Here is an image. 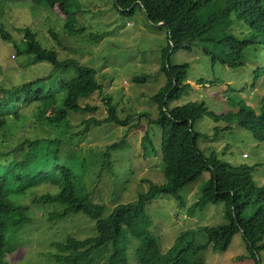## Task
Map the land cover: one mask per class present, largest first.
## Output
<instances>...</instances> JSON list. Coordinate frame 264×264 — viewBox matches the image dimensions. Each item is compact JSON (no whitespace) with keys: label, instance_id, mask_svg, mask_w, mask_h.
Masks as SVG:
<instances>
[{"label":"trees","instance_id":"obj_1","mask_svg":"<svg viewBox=\"0 0 264 264\" xmlns=\"http://www.w3.org/2000/svg\"><path fill=\"white\" fill-rule=\"evenodd\" d=\"M38 1L49 8L57 7L65 15L71 16V7L78 0ZM115 2L116 8L125 15L133 14L137 8H141L151 24H161L168 31V45L163 51L161 67L167 83L151 98L159 110L158 118L151 123L162 129L161 147L157 149L149 131L143 140L146 159L150 155L161 156L167 183L162 186L151 184L146 195L141 196L137 203L128 205H120L125 190L120 191V201H113L116 208L108 216L107 206L95 198L98 186L91 193L84 187L80 168H85L83 173H89L86 160L80 159L77 149L73 156L67 155L66 146L60 137H43L40 140L24 137L16 145L5 148L1 144L3 142H0V264H10L5 261L7 233L12 228L30 225L32 221L29 217L31 207L13 202L9 195L11 186L15 188V197H19L42 185L60 189L58 194H46L32 201V206L41 209L49 206L59 208L58 213L50 216V222L81 215L96 223L94 236L82 239L69 236L64 241L55 242L57 250L54 259L58 264H94L100 250L112 244L115 248L108 264H208L201 258L204 250L213 245L217 252H224L238 233L242 234L247 249L256 258L264 250V188L255 186L248 167L235 168L220 161L216 154L207 158L199 147V140L201 137H208L197 133L195 124L206 116L216 122L224 120L231 123L237 120L240 127L264 142V111L256 114L240 107L234 114H217L206 103L197 102L171 107L172 103L191 88L188 83L189 66H172L171 58L177 51H190L194 46L207 42L209 46L205 49L206 55L213 56L221 66L246 67L249 61L256 65L255 78L264 77V0ZM237 21L245 23L250 29L245 38H240V35L232 31ZM65 29L77 34L85 30L71 23H67ZM1 34L6 42L13 44L18 57H28L36 63L50 64L58 71L76 69L75 78L59 83V87L65 92L63 106L56 109L52 116L44 114L38 120L46 133H50L47 129L51 128V131L58 134L61 131L69 134L72 129L71 113L95 114L100 110L98 105L84 101L88 97L104 94V88L98 81L99 73L95 68L81 66L77 61L60 62L57 52L43 46L37 34L29 27L23 30L24 36L20 44L4 26L1 27ZM51 35L55 37L52 31ZM146 80V77L135 79L136 83ZM42 81L44 80L39 79L12 88L0 87V132L10 129L8 117L18 121L19 114L26 110L25 107L40 105L52 96L53 91L43 88ZM200 81L199 84L202 85ZM104 103L109 113L105 121L90 117L84 120L86 126L82 133L70 135L85 136L91 127L104 124L129 127L130 132L134 130L136 115L123 119L114 105V99L109 95L104 97ZM3 137L8 135L4 133ZM127 138L126 136L122 142L108 147L100 180L103 173L114 175L113 154L126 149ZM46 143L54 146L47 147ZM63 153L68 156L69 162L61 161ZM207 174H210L209 186L203 189L199 202L191 212L224 205L225 224L205 228L204 241L198 239V232L186 231L175 240L168 252H162L160 239L152 231L154 222L147 214V205L165 197L181 200L180 193ZM250 210H253L252 215L246 219L244 216Z\"/></svg>","mask_w":264,"mask_h":264},{"label":"rangeland","instance_id":"obj_2","mask_svg":"<svg viewBox=\"0 0 264 264\" xmlns=\"http://www.w3.org/2000/svg\"><path fill=\"white\" fill-rule=\"evenodd\" d=\"M71 12V16L65 15L59 8H49L38 0H0V87L12 88L43 79V88L53 91L52 96L40 105L25 107L18 121L8 117L11 127L0 132V142L5 148L16 145L24 137L30 140L60 137L67 155L73 156L77 149L80 159L86 160L89 173H83L85 168H80L84 187L91 193L98 186L95 198L107 206V215L110 216L116 208L113 201H120V191L125 190L120 205H128L137 203L141 196L146 195L151 184L162 186L167 183L161 156L150 155L146 159L143 140L149 131L157 149L161 147L162 129L151 123L158 118L159 110L151 98L167 83L161 67L163 51L168 45V31L161 25L151 24L141 8L133 14H123L116 8L115 0H78L71 7ZM67 23L85 30L80 34L70 32L65 29ZM3 26L19 44L24 36L23 30L29 27L43 46L57 52L60 62L77 61L81 66L95 68L104 94L88 97L84 101L98 105L100 110L95 114L71 113L72 129L69 134L61 131L60 135L51 128L47 129L50 133H46L38 120L41 116H52L56 109L63 106L65 92L59 83L75 78L76 69L58 71L50 64L16 56L13 44L2 38ZM232 31L245 38L250 29L245 23L237 21ZM208 46L207 42H202L190 51L180 50L172 56V66H189L188 83L191 88L171 107L197 102L206 103L217 114H234L240 107L256 114L263 112L264 77L255 78L256 65L248 61L246 67H223L213 56L206 55ZM138 77H146L147 80L136 83ZM199 81L203 84L200 85ZM107 95L114 99V105L123 119L136 115L134 130L130 132L129 127L104 124L91 127L85 136L70 135L83 131L86 126L84 120L90 117L102 121L108 118L104 103ZM195 130L208 137L199 140V147L207 158L216 154L220 161L235 168L248 167L255 186L264 188L263 141L240 127L237 120L216 122L206 116L196 122ZM4 133L8 137L4 138ZM126 136V149L113 154L114 175L103 173L100 180L108 147L122 142ZM46 146L54 145L46 143ZM66 154L63 153L62 162H69ZM75 168L79 170L77 165ZM209 180L210 174H207L196 184L185 188L180 193L181 200L165 197L147 205V214L154 222L152 231L160 239L162 252H168L175 240L186 231L198 232V239L204 241L205 228L225 224L224 205L191 212L199 202L203 189L209 186ZM59 191L57 187L42 185L15 197V188L11 186L9 195L13 202L31 207L29 217L32 221L30 225L12 228L7 233L6 262L58 264L54 259L56 241H64L69 236L80 239L94 236L96 223L81 215L50 222V216L58 213L59 208L32 206L35 199L46 194H58ZM252 211L244 217L250 218ZM104 248L96 255L94 264H108L115 246L112 244ZM201 258L208 264H264V250L254 258L242 234L238 233L227 250L217 252L211 245L204 250Z\"/></svg>","mask_w":264,"mask_h":264},{"label":"water","instance_id":"obj_3","mask_svg":"<svg viewBox=\"0 0 264 264\" xmlns=\"http://www.w3.org/2000/svg\"><path fill=\"white\" fill-rule=\"evenodd\" d=\"M149 19V18H148ZM159 25H161V24H159Z\"/></svg>","mask_w":264,"mask_h":264}]
</instances>
